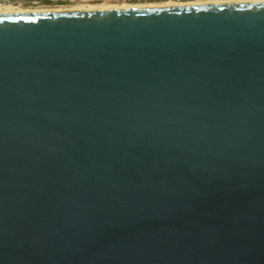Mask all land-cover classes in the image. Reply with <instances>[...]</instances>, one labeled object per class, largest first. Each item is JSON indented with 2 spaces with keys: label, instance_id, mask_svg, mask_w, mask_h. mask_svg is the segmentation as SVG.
Here are the masks:
<instances>
[{
  "label": "water",
  "instance_id": "95a60500",
  "mask_svg": "<svg viewBox=\"0 0 264 264\" xmlns=\"http://www.w3.org/2000/svg\"><path fill=\"white\" fill-rule=\"evenodd\" d=\"M0 264H264V0L0 11Z\"/></svg>",
  "mask_w": 264,
  "mask_h": 264
},
{
  "label": "rangeland",
  "instance_id": "374dc122",
  "mask_svg": "<svg viewBox=\"0 0 264 264\" xmlns=\"http://www.w3.org/2000/svg\"><path fill=\"white\" fill-rule=\"evenodd\" d=\"M41 3L30 6L20 7L23 10H35V9H60V8H75L89 6H104V7H123V6H138L146 4H165L169 2L173 3H199L208 1H237V0H40ZM19 9V8H18Z\"/></svg>",
  "mask_w": 264,
  "mask_h": 264
},
{
  "label": "bare ground",
  "instance_id": "6f19581e",
  "mask_svg": "<svg viewBox=\"0 0 264 264\" xmlns=\"http://www.w3.org/2000/svg\"><path fill=\"white\" fill-rule=\"evenodd\" d=\"M237 1H247V0H237ZM208 2H213V1H208ZM214 2H218V1H214ZM219 2H227V1H219ZM199 3H203V2H199ZM206 3V2H205ZM165 4H185V3H165ZM165 4H162V5H165ZM146 5H159V4H146ZM161 5V4H160ZM135 6V5H134ZM138 6H144V5H139ZM104 6H98V7H94V6H89L88 8H103ZM114 7V6H113ZM19 8V9H18ZM82 8H85V7H71V8H60V9H82ZM60 9H35V10H60ZM0 11H29V10H23V9H20V7H12V6H9V5H6V6H2L0 5Z\"/></svg>",
  "mask_w": 264,
  "mask_h": 264
},
{
  "label": "built area",
  "instance_id": "2783aa9c",
  "mask_svg": "<svg viewBox=\"0 0 264 264\" xmlns=\"http://www.w3.org/2000/svg\"><path fill=\"white\" fill-rule=\"evenodd\" d=\"M41 3L40 0H0V5L2 6H12V7H30Z\"/></svg>",
  "mask_w": 264,
  "mask_h": 264
},
{
  "label": "flooded vegetation",
  "instance_id": "af4514ba",
  "mask_svg": "<svg viewBox=\"0 0 264 264\" xmlns=\"http://www.w3.org/2000/svg\"><path fill=\"white\" fill-rule=\"evenodd\" d=\"M47 1H49V0H47ZM124 1H126V0H124Z\"/></svg>",
  "mask_w": 264,
  "mask_h": 264
}]
</instances>
